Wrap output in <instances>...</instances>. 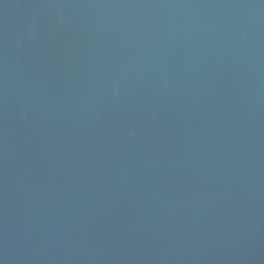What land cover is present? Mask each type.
<instances>
[{"label":"water","instance_id":"obj_1","mask_svg":"<svg viewBox=\"0 0 264 264\" xmlns=\"http://www.w3.org/2000/svg\"><path fill=\"white\" fill-rule=\"evenodd\" d=\"M0 264H264V0H0Z\"/></svg>","mask_w":264,"mask_h":264}]
</instances>
